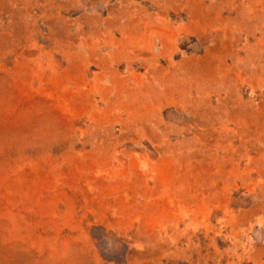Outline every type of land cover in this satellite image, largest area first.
<instances>
[{"label":"rangeland","instance_id":"374dc122","mask_svg":"<svg viewBox=\"0 0 264 264\" xmlns=\"http://www.w3.org/2000/svg\"><path fill=\"white\" fill-rule=\"evenodd\" d=\"M0 264H264V0H0Z\"/></svg>","mask_w":264,"mask_h":264}]
</instances>
